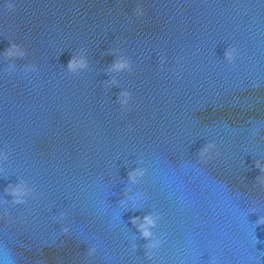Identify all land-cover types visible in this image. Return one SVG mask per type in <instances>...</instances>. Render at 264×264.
<instances>
[{
  "label": "water",
  "instance_id": "95a60500",
  "mask_svg": "<svg viewBox=\"0 0 264 264\" xmlns=\"http://www.w3.org/2000/svg\"><path fill=\"white\" fill-rule=\"evenodd\" d=\"M257 160L264 0H0V264H264Z\"/></svg>",
  "mask_w": 264,
  "mask_h": 264
},
{
  "label": "clouds",
  "instance_id": "9594fccd",
  "mask_svg": "<svg viewBox=\"0 0 264 264\" xmlns=\"http://www.w3.org/2000/svg\"><path fill=\"white\" fill-rule=\"evenodd\" d=\"M8 7L14 8L15 5L13 4H8ZM136 15H143V9L138 8L136 9ZM112 51H116L113 49ZM5 55L8 58H23L26 55V50L22 48L21 45H18L16 43H12L11 46L6 50ZM236 57V49L234 47H230L227 52H226V59L230 62H234ZM35 67V66H31ZM68 70L72 73H76L81 69H86L88 67V60L87 57L85 56H77L73 55L70 61L68 62ZM132 64L129 59H126L124 57H120L119 59L115 60L114 63L112 64L111 68L109 71H123L125 69L131 70ZM109 85L112 84H117L118 81L115 79V77L107 82ZM132 93L130 91H122L120 93V103L122 105H127L129 99L131 98ZM215 147L214 143H208L205 145V147L200 151L199 155L202 158H210L208 154L211 152V150ZM255 167L258 168L262 173H264V164H262L259 160L255 162ZM146 169L143 168H136L133 171L129 173V180L132 183H138L139 178L143 177L145 174ZM256 180L260 183H264V175H259L256 177ZM128 191H131V189H128ZM6 192L11 195L12 197L15 198V203H23L22 196L27 194V189L24 184H17L15 186L9 185L8 188L6 189ZM121 205H124L126 201L121 200L120 201ZM143 220V222H141ZM132 223L136 224L138 227V230L142 233V235L149 239L151 241V237L153 236V232L151 231L150 226H155L156 224V218L153 215H147L143 218L136 216L133 217ZM258 223L264 224V218H261ZM159 240L152 241L150 242L147 246L148 248H154L159 244ZM152 254L149 253V256Z\"/></svg>",
  "mask_w": 264,
  "mask_h": 264
}]
</instances>
